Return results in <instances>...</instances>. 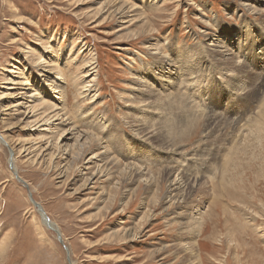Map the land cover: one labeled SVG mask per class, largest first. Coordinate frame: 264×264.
<instances>
[{
  "label": "rangeland",
  "instance_id": "374dc122",
  "mask_svg": "<svg viewBox=\"0 0 264 264\" xmlns=\"http://www.w3.org/2000/svg\"><path fill=\"white\" fill-rule=\"evenodd\" d=\"M111 1L0 0V264H264V126L254 127L256 116L264 119V0H245L252 11L240 0H120L129 23L110 13L119 2ZM217 37L229 48L224 67L206 51ZM152 48L164 55L161 63ZM234 60L245 73L231 89L224 74H234L226 71ZM169 61L172 69L181 65L169 79L180 81L187 99L192 94V119L202 118L184 133L174 130L181 128L178 113L162 111L168 102L160 93L170 84L157 74L166 73ZM48 62L66 80L62 120L75 125L77 136H94L81 158L74 147L67 156L56 148L63 130L49 145L38 143L36 127L26 126L33 118L23 121L26 110L2 112L23 102L22 83L44 88L48 78L40 72ZM184 64L197 66L198 74L188 76ZM16 68L20 77L9 73ZM91 78V92L82 93ZM138 86L145 91L131 90ZM205 108L221 117L215 129L203 121ZM35 110L30 114L45 116L54 108ZM135 121L145 124L141 135L161 123L164 133L134 136ZM101 144L117 162L110 179L85 171L90 156L103 152ZM174 169H188L198 185H180L170 200ZM198 201L202 210L210 208L199 230L191 222Z\"/></svg>",
  "mask_w": 264,
  "mask_h": 264
},
{
  "label": "bare ground",
  "instance_id": "6f19581e",
  "mask_svg": "<svg viewBox=\"0 0 264 264\" xmlns=\"http://www.w3.org/2000/svg\"><path fill=\"white\" fill-rule=\"evenodd\" d=\"M111 1V0H110ZM115 1H119V2H116L115 3V7L113 6V9L112 7L110 9H112V11L110 12L111 14L113 13L115 16H117L119 18V20L123 21L124 19H126L127 23H129L131 20H128V18H130V16L127 14L128 13V9L125 8V5L120 3V0H115ZM241 2V5H244L243 6H248L249 10L252 11V8L253 6L245 1V0H240ZM112 2V1H111ZM114 2V1H113ZM112 2V3H113ZM103 4H108V3H103ZM101 7H99L100 9ZM120 21V22H121ZM122 30V29H121ZM143 34H147L148 32H150V30H143L142 31ZM263 34V32H262ZM202 35L204 36V38H207V37H211L210 35H208L207 32H202ZM251 46V45H250ZM206 47H209L206 49V51L209 53V58H211L212 61H214L215 63H219L220 65H222L223 67L225 65H227V58L224 59L225 57H228V51H229V48L228 46L226 45V43L224 42H221L220 38L217 37V38H213V41H210ZM151 50V55L154 56L156 59L159 60L158 63H161V61H163V57L164 55L162 54V52L160 51V49H156V48H152L150 49ZM59 54V53H58ZM57 54V55H58ZM56 55V54H55ZM94 55V54H93ZM250 57V56H249ZM235 59V58H234ZM237 62V61H236ZM236 62L234 60V63L232 64L233 66L231 68H228L226 71H235L234 74L232 75H227L226 72L224 74L225 78L227 81H229V87L231 89H234V87H237L236 83L234 82L237 77H240V75H244L245 71L242 69L243 67L242 66H237L236 65ZM239 62V61H238ZM174 62L172 61H169L168 64H167V69H165L166 73H160L159 75L157 74L158 77H160L162 79L163 82L167 83V84H170L169 88L166 89V85H164V91L165 92H161V100L163 101H166L168 103H166V106H164V108L162 109V111L164 113H168L170 110H174L178 113L179 115V121L177 122V124L181 127V128H177V129H174V130H179L180 132L184 133V130L188 127H190V125H193L195 122L194 121H199V119L201 118H198V117H193L192 119V114H194V110H193V106L195 105L194 103H190V100H191V96L192 94L188 97L187 99V96H183L179 93L178 91V87L181 85L180 84V81L176 80L177 83H174L173 81H171L169 78L171 76H175V74L177 73L178 69L177 67L180 69L181 68V65H176V71H175V68H171V67H174ZM41 64V63H40ZM47 64V63H45ZM49 64V62H48ZM238 64V63H237ZM38 65V64H37ZM91 65V64H90ZM185 66H187L186 64H184ZM47 66L46 65L45 67H43V70H41L40 74H43V75H40V76H45V74H47V82L44 84V88H40L39 85L37 84L36 85V88L34 89H31V84H29L28 82H25V83H22L23 87L24 88V92L21 93V96H23V102H20V103H16V102H12V103H9L7 105H4L3 109H2V112H4L5 114H8L9 111H12L14 110V108H18V107H21L22 109L26 110L27 112H23V121L24 120H28L29 118H33V120L30 122V123H27L26 126H29L31 128H33L34 126L36 128H34V132H38L36 134L37 135V138L35 139V141H38L41 142H46L47 141V144L49 143V141H52V137H53V133H59V130H63L62 133L60 134V136L57 138V141H59L56 145V148H58L59 150L60 149H63V152L61 155L63 156H67V155H70L71 154V149H76L77 152L80 154L79 158H81L82 156H84V154L86 153V145H88L94 138V136H89V135H76L74 134L72 131L75 130V125L70 122L68 119H63V117L65 116L64 114V109H63V104H64V98H65V95L63 94V89H64V84L66 83V80L63 79V74L61 73L60 69H59V66L56 65L55 63L53 64L52 62L49 64V67L47 69ZM92 66V65H91ZM89 66V67H91ZM244 66H246V64H244ZM41 68V67H40ZM197 66H187L186 68H184V70L187 71V75L188 76H192L193 74L197 73V70H196ZM239 69V70H238ZM180 71V70H179ZM236 71L239 72L236 74ZM92 72V68L88 69L86 71V73L84 74V78H90V76L92 74H90ZM161 72V71H160ZM184 72V71H183ZM9 73L13 74V75H16L14 77H18L20 75L19 73V69H15V70H11L9 71ZM179 74V73H178ZM50 75V76H49ZM166 75H169L168 77H166ZM39 76V77H40ZM20 77V76H19ZM198 77V76H197ZM186 79V78H185ZM192 79V77L190 78ZM195 79V78H194ZM166 80V81H164ZM187 80V79H186ZM232 80V81H230ZM15 79L13 80V84H18V83H14ZM185 81V80H184ZM182 81V82H184ZM191 82L193 80H190ZM93 82V78H91L90 80H88L86 83V86H84L82 93L83 92H88L90 91L91 89V86L90 84ZM139 83H142L141 80H138ZM185 83H187V81H185ZM190 83V82H188ZM193 83V82H192ZM234 83V84H233ZM191 84V83H190ZM183 85V84H182ZM33 86V85H32ZM186 86V85H185ZM181 89V88H180ZM236 89V88H235ZM131 90H135L137 92H143L145 91L143 89V86H138L136 89H133L131 87ZM209 91V90H208ZM260 91V90H259ZM91 92V91H90ZM187 92V91H186ZM189 92V91H188ZM213 92V91H212ZM59 94H62V98L58 97ZM189 94V93H188ZM218 94V92H217ZM166 95V96H165ZM215 95V94H214ZM165 96V97H164ZM173 97L174 98L177 96V99L176 101H174L172 103V99L170 100L169 97ZM51 98L52 97V101L53 103H47L44 101V98ZM57 97V98H56ZM85 97V96H84ZM164 97V99L162 98ZM5 98V95L3 93H0V100L1 99H4ZM15 99V98H14ZM37 99H39L41 101V103L39 105H34V107L32 106V103L33 102H36L38 101ZM174 100V99H173ZM144 102L146 100H143ZM193 101V100H192ZM196 101V100H195ZM259 101V100H258ZM198 101H196L195 103L197 104ZM216 103L218 102V99L215 101ZM199 103V102H198ZM42 105H46L47 107H49V109H52L54 108V111L52 112H49L50 115H45L43 116V114H38V115H31L30 113L32 112H35L36 110V107L37 106H41ZM60 104H62V106H60ZM144 105H148V104H145ZM199 105V104H198ZM261 105V104H260ZM264 106V104H263ZM200 107V105H199ZM31 108V110H30ZM195 108V107H194ZM212 108V106H211ZM29 109V111H28ZM202 109V108H201ZM217 109V108H216ZM264 110V108H263ZM262 110V111H263ZM203 111H205V117L203 121H206V126H207V129H209L210 126H214V129H215V125L217 123V120H219V117L218 115H216V112L214 109H209V108H205ZM15 112V111H14ZM198 112V111H197ZM10 113V112H9ZM12 113V112H11ZM199 113V112H198ZM29 114L31 116H29ZM34 114V113H33ZM175 114V113H174ZM201 114V113H200ZM263 114V113H262ZM199 115V114H198ZM264 115V114H263ZM29 116V117H28ZM224 116V115H223ZM261 116V114H260ZM259 115L256 116L258 117L257 120H255V123H254V127H255V130H259V128H263L264 125H262L261 122H264L262 120L260 121V117ZM67 117V116H66ZM256 117L254 119H256ZM65 118V117H64ZM224 118V117H223ZM192 120V121H189V120ZM202 119V118H201ZM225 119V118H224ZM30 120V119H29ZM92 120V119H91ZM56 121H59L57 124H56ZM90 121V120H89ZM88 121V122H89ZM202 121V120H201ZM230 121V120H228ZM251 121V120H250ZM21 122V121H20ZM27 121H25L26 123ZM106 122V121H105ZM105 122H100L99 121V126H103L105 125ZM188 122V123H187ZM219 123V122H218ZM230 125H231V131L235 128H237L238 125H235V123L233 121H230L229 122ZM201 124V123H200ZM223 124V123H222ZM198 125V124H197ZM62 126V127H61ZM131 126L133 127V133H134V136H137V137H145L147 136V139L151 138L154 134L152 133H161L164 131H161V127H163V123H161L160 125H158L156 128L154 129H151V130H148L146 131V133L144 135H141L142 132H143V129L145 127V124H143L142 122H139V121H135L134 123L131 124ZM201 126V125H200ZM219 126V125H218ZM222 128H224L225 126L224 125H221ZM224 126V127H223ZM227 126V125H226ZM229 126V125H228ZM28 127V128H29ZM65 127H68L67 129H65ZM230 127V126H229ZM30 128V130H31ZM159 128V129H158ZM191 128V127H190ZM189 128V129H190ZM203 128V127H202ZM220 128V127H219ZM257 128V129H256ZM188 129V130H189ZM213 129V128H212ZM213 129V130H214ZM229 129V130H230ZM211 130V129H210ZM228 130V131H229ZM161 131V132H160ZM176 131V132H177ZM260 131V130H259ZM258 131V132H259ZM204 132V130H203ZM217 132V131H216ZM234 132V131H233ZM207 133V132H205ZM204 133V134H205ZM210 133V132H209ZM214 133V132H213ZM212 133V134H213ZM262 133V132H260ZM173 134V133H171ZM223 134V133H222ZM149 135V136H148ZM211 135V134H210ZM218 135V134H217ZM258 135V134H257ZM68 136V137H67ZM174 136V135H172ZM219 136V135H218ZM246 136V135H245ZM244 136V137H245ZM143 137V138H144ZM161 137V136H160ZM260 137V136H259ZM163 138V137H162ZM227 138V136H226ZM247 139V138H246ZM257 139V138H256ZM83 140V142H81ZM109 140V139H108ZM111 140V139H110ZM56 141V142H57ZM68 141H73V144H70L68 145ZM37 143V142H36ZM37 143V144H38ZM42 143V142H41ZM35 144V143H34ZM33 144V145H34ZM40 145V144H39ZM49 145V144H48ZM243 146V144H241ZM45 146V145H44ZM38 148V146H35ZM47 147V146H46ZM235 147V146H234ZM233 146L231 148H234ZM237 147H238V144H237ZM45 148V147H44ZM99 149H102L103 152H97L96 154H93L92 156H90V158L86 161V170L85 171H88L89 173L92 171L91 173V176L92 179L93 178H101V177H106L108 179H110L111 177V173H110V170H111V166H114L117 164V162L115 161V158L111 157L108 150L106 149L105 146H103L101 144V147H98ZM242 148V147H241ZM24 149V148H23ZM28 149L29 146H28ZM28 149H26L25 151H27ZM40 149V147H39ZM11 150V149H10ZM22 150V149H21ZM35 150V149H34ZM30 151V150H29ZM36 151V150H35ZM57 151V150H56ZM22 152V151H21ZM41 152H44V150H41ZM245 152V151H244ZM26 154V153H25ZM245 154V153H244ZM37 155H40V154H37ZM102 155V158H100L99 160H97V158H99V156ZM240 157V156H239ZM67 158V157H66ZM66 158H64V160H66ZM40 159V158H39ZM52 159V158H51ZM226 162L230 160V156H228L226 158ZM98 162V163H97ZM180 167V166H179ZM183 167V166H182ZM163 170H167V167H164ZM106 172V173H105ZM149 173H147L145 176L148 177L151 176V172L150 170L148 171ZM146 173V172H145ZM190 173V172H189ZM88 174V173H86ZM173 174H175V177L173 178V180L171 182L168 183V187H167V193H168V196L167 198L170 197V200H171V196L172 194L175 192V194L179 193L180 192V185H183V187H185L186 185L189 184V181H192L193 178L189 177L191 175H188V169H185V170H182L181 172L179 170H176L174 169L173 171ZM172 170H170L167 175L169 177H171L172 175ZM176 177H179V180L180 182H175V179ZM213 178V177H212ZM149 179V178H148ZM191 179V180H190ZM214 179V178H213ZM145 181L147 182V179L145 178ZM149 184L151 185L152 184V179L150 178L149 180ZM151 181V183H150ZM208 181H210L212 183V180L211 178L208 179ZM193 183H196V185H198V179H194L192 181ZM147 185H148V182H147ZM146 185V186H147ZM148 186L146 189L150 192L151 190H153V188H151L152 186ZM151 188V189H150ZM157 189V188H156ZM154 195L157 194V190H154L153 191ZM181 193V192H180ZM152 194V192H151ZM181 195V194H180ZM178 195V196H180ZM153 196V194H152ZM154 197V196H153ZM152 197V199H153ZM179 199V198H178ZM176 199V200H178ZM192 203V202H191ZM190 204V203H189ZM195 205V204H194ZM192 206L191 208V211H192V225H194L197 230L201 229L203 224H204V221H205V214L207 216H209V212H210V208H208V212L207 210L204 211L202 210L203 208L200 206L201 205V202L198 201V203L195 205V206ZM200 207V208H199ZM38 211H40L39 209H37ZM197 211V212H196ZM202 212V214H200V212ZM195 213V214H194ZM41 216V215H40ZM206 216V217H207ZM45 218H43V215L41 216V223L47 227L48 229H52L53 230V227H55L53 225V223L49 222V219L47 220L48 223H46L47 221L44 220ZM57 235H59L57 233ZM60 236V235H59Z\"/></svg>",
  "mask_w": 264,
  "mask_h": 264
},
{
  "label": "water",
  "instance_id": "95a60500",
  "mask_svg": "<svg viewBox=\"0 0 264 264\" xmlns=\"http://www.w3.org/2000/svg\"><path fill=\"white\" fill-rule=\"evenodd\" d=\"M31 202H32V204H33L37 209L40 210L39 212L43 215V217H44L45 220L47 221V217H46L45 213L43 212L41 206L38 205V204H37L36 202H34L33 200H31ZM47 223H48V221H47ZM58 238H59V240H61L60 237H59V235H58ZM60 242H61V241H60Z\"/></svg>",
  "mask_w": 264,
  "mask_h": 264
}]
</instances>
